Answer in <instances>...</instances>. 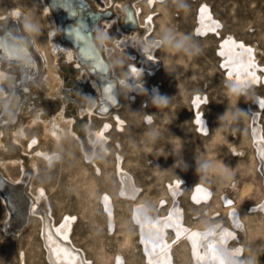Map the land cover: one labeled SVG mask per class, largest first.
<instances>
[{"label": "bare ground", "instance_id": "bare-ground-1", "mask_svg": "<svg viewBox=\"0 0 264 264\" xmlns=\"http://www.w3.org/2000/svg\"><path fill=\"white\" fill-rule=\"evenodd\" d=\"M82 1L91 12L102 13L100 18L93 23L90 36L93 39V45L105 60V65L96 59L83 62L74 46L63 39L62 23L58 18L60 15L53 12L52 0H38L41 32L36 39L33 24L30 23L28 4L24 2L25 5L20 7L17 3L11 2L0 7V33L3 32V28L12 33L11 38H3L0 41V116L11 119L16 116L15 121L0 123V179L13 185L15 181H20L16 186L20 191V196L17 193L18 203L11 199L16 203L17 209L10 208L9 194L6 192L8 199H5L0 191V198L6 209L4 217L0 220L1 232L15 234L21 228L27 215H39L41 218L40 242L48 264H88L83 251L77 249L71 242L70 232L75 216L64 212L55 223L43 187L41 185L32 187L28 180L37 171L38 162L49 166L53 159L59 157L64 137H74L78 141V149L89 161L94 155L95 146H99L105 153L113 151L114 174L118 179L117 193L130 202L129 219L136 227L137 242L145 264H175L172 247L180 241L185 242L188 257L193 264H245L252 260L253 255L245 256L244 249L250 239L262 231L264 201L256 208L259 212L258 217L249 218L241 215L239 209L234 207L229 194L220 191L218 198L223 215L219 219L217 215H214L215 220L203 227L188 225L183 220L182 209L176 199L182 177H170L167 181L164 194L170 201L166 204L163 213L151 214L142 200L132 201L139 187L131 176L132 174L121 165L122 156L118 153L119 144L115 143L110 149L105 145L111 126L121 129L125 119L119 115L114 106L106 113V116L98 111L100 100H102L100 99L102 88L95 76L88 72V66L97 72H102L103 68L108 69V77L116 83L114 88L106 87V94L114 97L117 94L116 105L121 102L123 89L127 90L130 98H134L142 88V82L139 79L142 70L147 69L150 72L154 69L155 60L152 55L155 47L145 39L151 26L149 11H146L140 20L141 6L131 0H105L104 3L101 0ZM128 7L132 9L136 22L135 27H129V21L124 22V10ZM104 11H108L109 14L103 15ZM104 18H109L108 26L117 32L115 37L117 39L110 44L106 43L107 33L105 32L108 26L101 21ZM251 22L253 21L247 23L245 28H250ZM77 24L80 27L82 23L77 22ZM254 24L256 25V22ZM238 30L225 29L223 21L213 14L208 2L203 0L196 6L194 32L198 36L212 37L215 40L213 55L217 61V68L223 71V81L229 83L239 93L251 91L245 104L247 115L245 122L252 149L259 162V169L264 176V135L259 123V115L264 111V61H260V57H264V50L259 46L256 38L245 36L244 29ZM75 32L77 34L69 33L71 41L77 46L81 43V33L76 30ZM26 50L32 56V61L27 64L24 60H19L21 56L27 54ZM120 50L126 51L131 58L139 60L136 64H128L121 75L112 67L113 57L110 54L116 51L119 56ZM92 51L96 54L94 50ZM38 56L44 60L41 69H44L45 75L50 79L46 81V89L35 87L34 84L32 85L35 81H30L28 84L25 83L28 90L27 95L11 92L12 85L16 86L18 82H23L20 81L22 71L27 76H31L29 71L32 69L28 71L23 69L24 67L32 65L33 70L38 68ZM258 87L261 91L256 90ZM150 90L157 94L156 87L152 86ZM36 92L40 95L38 98L40 103L36 102L29 106L28 101L36 95ZM4 93L6 95L10 93L11 97L5 108H3ZM206 101L207 94L203 89L191 92L189 96L191 117L188 123H182V129L187 130L191 127L194 135L209 136V124L202 110ZM22 114L26 116V119L20 121ZM93 116L104 118L97 127H91ZM144 118L148 122L152 120L151 115L145 116L144 114L141 123H146ZM39 121H41V136L44 139L50 138L53 147L56 148L51 153L38 152L39 157L26 156L23 153H26L31 145L37 143V137H31L24 144L23 125H32ZM15 124L17 125L13 126ZM129 124L131 125L130 122ZM210 138L209 146L211 147L215 142H222L224 137L217 129ZM195 147L192 139L183 136V142H179L175 147L176 159L188 158L194 153ZM239 150L231 148L233 153ZM63 156L66 158L67 154ZM13 165L17 166L19 176L22 175L16 180H13L8 172V166ZM91 165L94 172L99 171L93 161ZM237 165L236 161L231 162L228 158H221L210 162L203 160L195 166L187 194L189 202L200 209L198 213L212 214L215 212L208 211L212 191L219 184L231 181ZM6 190L12 194L16 189L8 187ZM89 190L90 192L95 191L93 182H89ZM162 198L160 196L156 200L158 207L165 203ZM98 201L106 230L111 231L114 215L113 201L105 191H101ZM21 212H24L22 217L25 218L22 223H20ZM12 220L16 223L12 224ZM238 230L241 233L240 237L237 234ZM126 241L127 236L125 235L124 242ZM109 259L110 264H121L120 251H115ZM18 260V264H25L21 250H18Z\"/></svg>", "mask_w": 264, "mask_h": 264}, {"label": "rangeland", "instance_id": "rangeland-1", "mask_svg": "<svg viewBox=\"0 0 264 264\" xmlns=\"http://www.w3.org/2000/svg\"><path fill=\"white\" fill-rule=\"evenodd\" d=\"M132 1L141 6L140 20L142 15L149 11L151 26L145 39L155 47L152 55L155 60L154 69L150 72L147 69L142 70L139 75L142 88L134 98H130L127 90L123 89L121 102L114 107L125 119V123L121 129L111 126L105 143L108 149L115 143L119 144L121 165L132 174L139 187L132 201L142 200L151 214L163 213L170 201L164 194L167 181L170 177H182L176 199L186 224L203 227L215 220L214 215H217L218 219L221 218L223 213L218 198L220 191L229 194L234 207L239 209L241 215L256 219L259 215L256 208L264 201V176L259 169L245 122V104L251 91L239 93L223 81V71L217 68L213 55L215 40L212 37L198 36L194 32L195 8L203 0ZM204 1L210 4L213 14L223 21L225 29H244L245 36L256 38L264 50V0ZM11 2L20 7L28 4L35 39L40 36L38 0H0V7ZM101 2L104 3L105 0ZM101 21L108 26L109 18ZM250 21H253L252 26L245 28ZM105 33L107 44L117 39V32L111 27L108 26ZM110 54L113 57L112 67L120 75L125 72L128 64L139 62L124 50H120L119 56L116 51ZM37 60L38 68L29 71L31 76H28L27 84L35 81L32 85L45 90L46 81L50 79L45 75L44 69H41L44 65L42 57L38 56ZM260 61H264V57H260ZM152 86L157 88V94L150 90ZM202 89L207 94V101L202 110L209 124V136H196L191 127L182 129V123H188L191 117V92ZM256 90L261 91V88ZM35 94L29 99V106L40 103L39 93ZM7 96L8 94L4 93V97ZM144 114L152 116L150 122L144 118L145 124L141 123ZM22 119H26L23 114L20 121ZM103 119L93 116L91 127H97ZM40 122L23 125V143L31 137H37V143L23 153L26 156L39 157L38 152L51 153L56 148L50 138L44 139L41 136ZM259 123L264 135V111L259 115ZM217 129L222 132L223 141L215 142L210 147V137ZM183 136L192 139L196 147L188 158L177 160L175 147L179 142H183ZM61 145L60 158L53 159L49 166L38 162L37 171L28 178L32 187H43L54 222L56 223L64 212L75 216L70 232L71 242L83 251L88 264H110V255L115 251H120L121 264H145L137 242L136 227L129 219L130 202L117 193L118 179L114 174L113 151L105 153L99 146H95L94 155L89 161L78 149L76 138L64 137ZM232 147L240 149L239 152L233 153ZM63 154H67V157ZM221 158L236 161L237 170L230 182L219 184L212 191L208 211L215 212L200 214V209L188 200L191 174L201 161L210 162ZM92 161L99 168L98 172L93 171ZM8 172L13 180L22 177L19 176L16 165L8 166ZM19 182L15 181V185L7 183L16 187ZM89 182L94 183V192H90ZM101 191L107 192L113 201L111 231L106 230L100 209L98 196ZM160 196L165 203L158 207L156 200ZM5 210V204L0 198V220L4 217ZM40 224L39 215H27L17 234H3L0 230V264H18V250L23 252L25 264H48L40 242ZM261 226L262 231L255 234L245 245L244 255L252 254L254 257L253 261H247L245 264H264V222ZM237 234L240 237L239 230ZM125 235L128 242H124ZM172 254L175 264H193L188 257L184 241L174 244Z\"/></svg>", "mask_w": 264, "mask_h": 264}, {"label": "water", "instance_id": "water-1", "mask_svg": "<svg viewBox=\"0 0 264 264\" xmlns=\"http://www.w3.org/2000/svg\"><path fill=\"white\" fill-rule=\"evenodd\" d=\"M81 6V8H82V10H84L85 8H86V5L85 4H81L80 5ZM89 13H90V11H89ZM89 13L87 14V13H85L86 15H88L89 16ZM130 21H131V23H134V26H135V20H134V18H133V12H132V10L130 9ZM70 29H72V26H70V27H68V29L66 30V37L68 38V36H69V30ZM93 44V43H92ZM75 46V45H74ZM94 50L98 53V51H97V49L94 47ZM76 52L78 53V49L76 50ZM99 54V53H98ZM7 182H4L2 179H0V186L2 187V188H0V191H1V193H2V195L4 196V198L5 199H8V196L6 195V192L9 194V200H10V205H11V209L13 210V208L14 209H17V207L15 206L16 205V203H14V202H17L18 203V195H17V193L19 194V188H17V187H14L13 185H11V184H6ZM15 188L16 190H15V192L14 193H9L7 190H6V188ZM19 196H20V194H19ZM21 198V197H20ZM14 201H12V200ZM20 200V199H19ZM14 203H12V202ZM23 206V205H22ZM20 207H21V205H20ZM9 208V209H10ZM22 213L24 214V212H21V215H20V217H21V219H20V223H22L23 221H24V217H22ZM12 224H15L16 222H14V220H12Z\"/></svg>", "mask_w": 264, "mask_h": 264}]
</instances>
